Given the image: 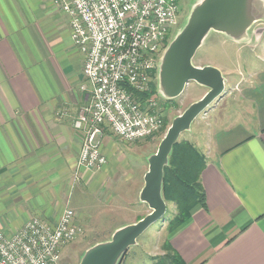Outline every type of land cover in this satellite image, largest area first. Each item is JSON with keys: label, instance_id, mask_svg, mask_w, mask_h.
<instances>
[{"label": "crops", "instance_id": "1", "mask_svg": "<svg viewBox=\"0 0 264 264\" xmlns=\"http://www.w3.org/2000/svg\"><path fill=\"white\" fill-rule=\"evenodd\" d=\"M251 26L234 39L250 59L212 65L225 93L208 122L205 206L166 238L185 264H264V27ZM82 68L68 19L51 0H0V230L7 234L31 217L56 223L75 190L119 176L114 164L100 175L77 166L81 132L73 122L92 95ZM141 186L132 196L139 210Z\"/></svg>", "mask_w": 264, "mask_h": 264}, {"label": "built area", "instance_id": "2", "mask_svg": "<svg viewBox=\"0 0 264 264\" xmlns=\"http://www.w3.org/2000/svg\"><path fill=\"white\" fill-rule=\"evenodd\" d=\"M67 17L74 47L83 55L92 85L89 102L73 125L81 132L78 167L100 170L107 162L100 143L105 131L123 141L155 134L161 119L156 101L136 93L154 80L156 55L175 25L178 0H51ZM78 231L65 209L48 224L31 217L18 230H0V264H57L61 245Z\"/></svg>", "mask_w": 264, "mask_h": 264}, {"label": "rangeland", "instance_id": "3", "mask_svg": "<svg viewBox=\"0 0 264 264\" xmlns=\"http://www.w3.org/2000/svg\"><path fill=\"white\" fill-rule=\"evenodd\" d=\"M197 2L198 0H179L181 6L176 23L164 40V47L156 55V94L144 100L152 97L156 101V112L161 119L159 130L151 136L130 142L120 140L111 132L106 131L105 136H107L106 139L110 143L106 145L107 140H104V142L101 141L100 148L102 152L103 150L105 151L107 157L109 156L110 163L108 159L105 164L106 166L104 165L105 167H103L105 169L108 167V164H114L112 169L118 171L119 176L111 177L103 181L101 178H96L92 181V185H90L93 187L82 185L83 192L74 191L71 204L65 206L62 212L65 209H71L73 211L74 225L78 228V231L72 239L61 245L57 264H78L88 248L97 243L109 240L117 228L133 223L150 212L147 204L139 210L138 206L133 205L135 199L132 198L133 191L141 183V180L142 186L144 184L143 176L148 170V158L157 151L158 145L172 120L180 115L192 102L201 98L207 91L206 87L195 82H189L178 97L168 99L158 91L157 87L158 70L163 52L176 33L183 27L192 7ZM256 4L263 8L264 0H257ZM256 17H259V15H256ZM260 19L252 24V30H258L260 29L259 27H264V17ZM248 38L250 37L248 36ZM240 42L243 43V40H238V43H235V40L226 34L211 30L204 38L201 46L197 49L192 63L196 66H203L207 63L220 67H229L232 63L236 62L237 55L250 59L246 57L251 54L249 53L250 50L245 48V46L242 48ZM227 101L230 103L231 97ZM164 102L168 106L163 107ZM223 105L224 102L220 99L213 101L205 111L201 112L193 120L189 129L179 135L177 141L191 143L205 158V140L208 136V130H210L208 122L214 116L215 112L218 111L219 107ZM230 106L233 109L238 107L237 103L232 102ZM78 168L92 173L94 172L95 174L99 173L98 175L101 174L102 169L94 171L82 166ZM75 177L77 179L79 178L78 173ZM115 193L116 199L113 201L109 200L110 195ZM165 203L167 210L164 219L150 225L137 238L136 243L128 248L118 264H154L157 257L167 252V223L168 219L176 212V207L171 202L165 201ZM50 224L54 225L55 223Z\"/></svg>", "mask_w": 264, "mask_h": 264}, {"label": "water", "instance_id": "4", "mask_svg": "<svg viewBox=\"0 0 264 264\" xmlns=\"http://www.w3.org/2000/svg\"><path fill=\"white\" fill-rule=\"evenodd\" d=\"M257 0H198L183 27L163 52L158 70V91L168 99L178 97L189 82L207 88L204 95L176 116L148 158V170L139 193L150 212L133 223L117 228L111 238L88 248L78 264H118L128 248L152 224L164 219L166 203L162 196L163 170L171 148L193 120L225 93L224 77L212 65L196 66L192 59L209 31L241 39L258 16Z\"/></svg>", "mask_w": 264, "mask_h": 264}, {"label": "trees", "instance_id": "5", "mask_svg": "<svg viewBox=\"0 0 264 264\" xmlns=\"http://www.w3.org/2000/svg\"><path fill=\"white\" fill-rule=\"evenodd\" d=\"M154 80L147 91L136 93L142 100L156 93ZM167 102V101H166ZM164 102L163 107L168 106ZM205 164L204 156L189 142L177 141L168 156V163L163 170L162 196L166 202L175 204L176 212L168 219V234L183 225L191 216L195 206H205V194L200 183V174ZM167 252L157 257L154 264H185L178 254L166 243Z\"/></svg>", "mask_w": 264, "mask_h": 264}, {"label": "flooded vegetation", "instance_id": "6", "mask_svg": "<svg viewBox=\"0 0 264 264\" xmlns=\"http://www.w3.org/2000/svg\"><path fill=\"white\" fill-rule=\"evenodd\" d=\"M179 1V0H178ZM180 5V4H179ZM181 6V5H180Z\"/></svg>", "mask_w": 264, "mask_h": 264}]
</instances>
